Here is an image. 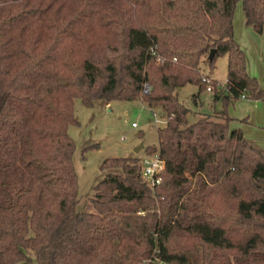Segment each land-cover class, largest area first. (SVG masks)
<instances>
[{
    "label": "trees",
    "instance_id": "obj_1",
    "mask_svg": "<svg viewBox=\"0 0 264 264\" xmlns=\"http://www.w3.org/2000/svg\"><path fill=\"white\" fill-rule=\"evenodd\" d=\"M237 2L0 0V264H264V152L226 109L264 101L234 36ZM242 5L261 34L264 0ZM219 56L223 86L203 71ZM204 76L224 109L189 123L179 91L196 85L197 103ZM75 99L160 110L145 147L165 161L160 183L142 178L141 158H107L100 169L119 172L77 211Z\"/></svg>",
    "mask_w": 264,
    "mask_h": 264
},
{
    "label": "rangeland",
    "instance_id": "obj_2",
    "mask_svg": "<svg viewBox=\"0 0 264 264\" xmlns=\"http://www.w3.org/2000/svg\"><path fill=\"white\" fill-rule=\"evenodd\" d=\"M244 16L242 0H238L234 14L237 26L239 18L241 20ZM245 51H248L249 72L264 88V65L258 63V47L247 45ZM261 52L264 58V44L261 45ZM227 68V56H219L212 71L207 64L203 65L205 74L225 83ZM197 91L198 87L193 84H188L179 91L181 102L191 109L188 115L189 123L197 121L202 114H212L224 109L223 102H215L213 93L207 90L201 93L200 100L195 103L192 96ZM226 109L230 115L234 108L230 104ZM73 114L78 123L68 126L67 132L75 145L72 166L78 185L79 200L76 210L89 211L93 186L107 172H119L118 169H100L103 160L116 157H145V147L157 144V128L163 127L165 120L160 110L151 111L140 99L115 100L109 104L97 100L92 107H85L79 99H75ZM139 145H142V148L136 152L135 149Z\"/></svg>",
    "mask_w": 264,
    "mask_h": 264
},
{
    "label": "crops",
    "instance_id": "obj_3",
    "mask_svg": "<svg viewBox=\"0 0 264 264\" xmlns=\"http://www.w3.org/2000/svg\"><path fill=\"white\" fill-rule=\"evenodd\" d=\"M234 36L245 52L248 72L250 63L248 60L249 57L247 56L248 51H245L247 45L253 44L255 47H258V63L259 65H264V58H262L261 55V45L264 44V30L261 34H259L253 28L248 27L244 16L241 20L239 18L238 26L234 19ZM249 74L251 75L250 72ZM211 78L214 79L213 77ZM219 84L223 86L225 82H219ZM231 104L234 108L230 114V116L234 118V121L231 123V127L241 129L244 136L264 152V101L240 98ZM241 119H244V121Z\"/></svg>",
    "mask_w": 264,
    "mask_h": 264
},
{
    "label": "built area",
    "instance_id": "obj_4",
    "mask_svg": "<svg viewBox=\"0 0 264 264\" xmlns=\"http://www.w3.org/2000/svg\"><path fill=\"white\" fill-rule=\"evenodd\" d=\"M203 81L208 84L207 91H212V86L210 85L211 78L204 76ZM148 87L145 88V91ZM165 169V161L158 157L157 154L152 156H145L140 159V173L144 180H146L151 186L160 183L161 177L160 173ZM142 264H167L156 258H151L144 260Z\"/></svg>",
    "mask_w": 264,
    "mask_h": 264
},
{
    "label": "water",
    "instance_id": "obj_5",
    "mask_svg": "<svg viewBox=\"0 0 264 264\" xmlns=\"http://www.w3.org/2000/svg\"><path fill=\"white\" fill-rule=\"evenodd\" d=\"M214 56H215V50H212V51L210 52V54H209V60L212 61L213 58H214ZM140 148H142V145H139V146L135 149V151L137 152Z\"/></svg>",
    "mask_w": 264,
    "mask_h": 264
}]
</instances>
